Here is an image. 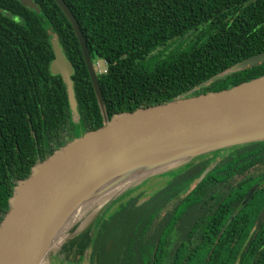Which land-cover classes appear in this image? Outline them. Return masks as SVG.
<instances>
[{
  "label": "trees",
  "instance_id": "1",
  "mask_svg": "<svg viewBox=\"0 0 264 264\" xmlns=\"http://www.w3.org/2000/svg\"><path fill=\"white\" fill-rule=\"evenodd\" d=\"M32 1L38 12L0 0V223L14 187L36 163L102 126L71 25L54 0ZM63 2L105 68L98 81L109 118L264 75L262 62L210 81L264 52V0ZM53 37L73 65L76 124L65 84L49 70ZM224 150L223 162L207 166L197 162L202 155L171 178L125 193L99 221L88 264H264V223L247 239L254 225L241 222L264 200V141ZM252 160L263 167L251 172ZM156 179L164 183L153 187ZM219 183L233 185L207 201L205 188L216 191Z\"/></svg>",
  "mask_w": 264,
  "mask_h": 264
},
{
  "label": "water",
  "instance_id": "2",
  "mask_svg": "<svg viewBox=\"0 0 264 264\" xmlns=\"http://www.w3.org/2000/svg\"><path fill=\"white\" fill-rule=\"evenodd\" d=\"M19 1L38 12L32 0ZM54 1L78 40L102 126L67 142L36 163L30 175L16 184L0 223V264H53L45 262L51 250L62 244L71 225L92 213L91 228L83 236L88 237V244L82 256L72 263L61 260V264H80L88 259L99 221L125 193L155 178H171L196 157L264 141V75L227 90L182 96L109 118L98 81L105 69H100L103 63L91 58L78 23L63 0ZM51 46L49 70L63 80L71 121L76 124L79 114L71 80L73 65L56 37ZM262 62L264 52L210 81ZM79 206L85 210L72 215Z\"/></svg>",
  "mask_w": 264,
  "mask_h": 264
},
{
  "label": "flooded vegetation",
  "instance_id": "3",
  "mask_svg": "<svg viewBox=\"0 0 264 264\" xmlns=\"http://www.w3.org/2000/svg\"><path fill=\"white\" fill-rule=\"evenodd\" d=\"M228 157H229V152L224 150V151L209 153V154H206V155H204L202 157H199L197 162L199 161V163L206 164L207 166H211V165L213 166L217 162L220 163V162L225 161ZM247 163L252 164L253 169H252L251 172H253L255 168L259 169V168L263 167V164L260 161L252 160V161H247ZM219 165L220 164H218L216 166H219ZM238 177H239V175H238ZM155 183L156 184L153 187H158L162 183H164V180L157 179ZM232 185L233 184L219 183L216 186H214L216 191H210L208 188H205L206 192L204 193V197H205V199L207 201H211L212 202L214 200V198H217L219 196H225L224 193H227L228 190L230 188H232ZM194 186H195V183H192L190 185V187H189L187 192H189L190 189L193 188ZM258 186L259 185L257 183L254 184L253 187H251V189L249 190V193L252 190H256L258 188ZM255 210L256 211L253 212V213H248V215L245 218H243L242 221H241L243 223H247V222L248 223H253V225H254L253 228L250 230V232L247 233V235H246L247 239H250V238L253 237V235L255 234L254 230L256 229V226L258 224L264 223V200L261 201L255 207Z\"/></svg>",
  "mask_w": 264,
  "mask_h": 264
},
{
  "label": "rangeland",
  "instance_id": "4",
  "mask_svg": "<svg viewBox=\"0 0 264 264\" xmlns=\"http://www.w3.org/2000/svg\"><path fill=\"white\" fill-rule=\"evenodd\" d=\"M98 61L100 62L99 59ZM102 68L103 66H101L100 69ZM91 214L81 217L74 225H71V227L68 229V233L61 242L62 244L58 248L51 250L45 262L49 260V262H52L53 264H61V260H64L67 263H72L79 260V258L82 256L85 246L88 244V237L83 239V236L86 234L84 232L91 228V221L94 219V216L93 218L92 216H89ZM82 220L86 221L87 224H79V222ZM80 264H88V262L86 260H82Z\"/></svg>",
  "mask_w": 264,
  "mask_h": 264
},
{
  "label": "bare ground",
  "instance_id": "5",
  "mask_svg": "<svg viewBox=\"0 0 264 264\" xmlns=\"http://www.w3.org/2000/svg\"><path fill=\"white\" fill-rule=\"evenodd\" d=\"M85 210V207H81V206H79V207H77V208H75L74 210H73V213H72V215H78V214H80L81 212H83ZM61 241H62V239H61Z\"/></svg>",
  "mask_w": 264,
  "mask_h": 264
},
{
  "label": "built area",
  "instance_id": "6",
  "mask_svg": "<svg viewBox=\"0 0 264 264\" xmlns=\"http://www.w3.org/2000/svg\"><path fill=\"white\" fill-rule=\"evenodd\" d=\"M104 72H105V69H104L103 71H100V74H101V73H104Z\"/></svg>",
  "mask_w": 264,
  "mask_h": 264
}]
</instances>
